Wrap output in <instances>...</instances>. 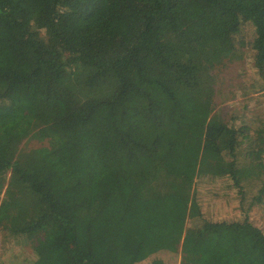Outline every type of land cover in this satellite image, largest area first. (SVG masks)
Returning a JSON list of instances; mask_svg holds the SVG:
<instances>
[{"label": "trees", "instance_id": "trees-1", "mask_svg": "<svg viewBox=\"0 0 264 264\" xmlns=\"http://www.w3.org/2000/svg\"><path fill=\"white\" fill-rule=\"evenodd\" d=\"M237 64L264 89V0H0V238L46 232L1 264H264L214 209L264 205V114L214 105Z\"/></svg>", "mask_w": 264, "mask_h": 264}, {"label": "rangeland", "instance_id": "rangeland-1", "mask_svg": "<svg viewBox=\"0 0 264 264\" xmlns=\"http://www.w3.org/2000/svg\"><path fill=\"white\" fill-rule=\"evenodd\" d=\"M222 75L224 77L222 76L223 79L218 83L216 95L214 97V105L215 110L221 114L226 121H230L237 117H245L242 118V120H250L257 115L264 114V89L258 91L259 87L261 88L262 82L257 78L254 70L246 64H237L230 68H225V72ZM32 145L33 143H30L27 146L32 147ZM27 146L22 145L24 149H26ZM8 177H10V172L8 173ZM1 183L2 181H0V184ZM6 184L7 183L4 184L5 187L0 191V200H2L5 195L7 188ZM205 195H208L207 198L211 199L209 194ZM215 199L216 203H214V209L217 214L221 212L222 217H232L234 220H237L238 218H242L243 212H246L251 222L264 231V205L258 207L254 206L252 209L244 207L243 210H240V208L235 210L234 205L228 204L225 201L221 202V198L219 197ZM45 234V231L41 232L39 235L37 233L33 234L29 237L27 242L21 240L22 243L20 242V244H16L12 239L11 242L6 245L3 239L0 238L1 258L2 255L7 257L6 255H8V252L5 254L3 250L9 248L14 250L11 251V253L18 258L19 261L24 263L28 262L33 255L34 245H36L38 240L43 238ZM4 246L5 248H3ZM131 247V243L124 246L123 256H129ZM2 260H4V258ZM115 263L128 264V260L121 258V260H116Z\"/></svg>", "mask_w": 264, "mask_h": 264}]
</instances>
